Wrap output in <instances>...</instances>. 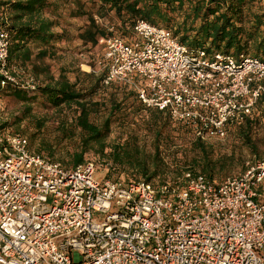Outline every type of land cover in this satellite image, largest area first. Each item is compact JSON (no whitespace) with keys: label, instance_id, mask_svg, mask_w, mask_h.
I'll return each instance as SVG.
<instances>
[{"label":"built area","instance_id":"2783aa9c","mask_svg":"<svg viewBox=\"0 0 264 264\" xmlns=\"http://www.w3.org/2000/svg\"><path fill=\"white\" fill-rule=\"evenodd\" d=\"M6 22L0 13V85L35 88L10 65ZM99 45L106 84L131 86L196 138H225L264 98V60L192 49L145 19ZM98 168L65 166L0 129V264H264V156L224 179L187 169L125 182Z\"/></svg>","mask_w":264,"mask_h":264},{"label":"trees","instance_id":"16d2710c","mask_svg":"<svg viewBox=\"0 0 264 264\" xmlns=\"http://www.w3.org/2000/svg\"><path fill=\"white\" fill-rule=\"evenodd\" d=\"M0 13L7 14L5 26L12 36L11 67L20 77L24 75L19 74L17 68L30 67L38 81L35 88L21 81H8L5 86L0 85V92L12 94L24 102L25 117L31 116L36 103L51 109L62 138L72 137L77 131L81 136L80 150L76 149L67 160L55 159L52 145L45 146L46 150L38 148L35 151L65 166H73L85 161L86 152L94 150L103 154L110 147L113 167L105 172L98 168V174L114 180L121 177L125 182H155L167 169L160 144L164 135L168 138V128L175 120L165 111L146 106L131 86L115 82L106 84L105 69L99 75L75 71V81L68 75L70 69L62 71L56 81L40 79L41 71L48 69V65L43 68L44 65L40 64H44L47 57L57 56V42L78 39L90 49L100 47L98 53L102 58L104 48L99 45L100 37L115 33L132 36L137 20L145 19L173 30L175 36L192 49H204L210 55L216 52L243 53L264 60V0H0ZM71 18H82L85 24L76 25L68 20ZM63 24H66V29L57 31L56 28ZM82 76L89 79L83 81L80 79ZM103 88L112 90V97L107 113L102 119H97L101 103L93 98ZM116 90L125 97L118 100ZM131 97L135 99L133 103H124ZM147 109H155L147 120L148 132L157 140L154 155H142L136 132L132 133V140L112 145L106 142L115 122L119 119L128 121L130 114L137 116ZM46 117L47 113L42 121ZM263 118L264 98H261L257 109L234 127L244 129L242 136L249 141L251 130ZM187 129L194 133L190 127ZM192 145L206 162L193 160V164L169 178L179 177L187 169L216 178L209 166L207 142L196 138ZM123 168L131 169L130 173Z\"/></svg>","mask_w":264,"mask_h":264},{"label":"rangeland","instance_id":"374dc122","mask_svg":"<svg viewBox=\"0 0 264 264\" xmlns=\"http://www.w3.org/2000/svg\"><path fill=\"white\" fill-rule=\"evenodd\" d=\"M65 17L69 18L67 15ZM68 20L80 26L85 24V20L82 18H71ZM63 29H66V24L56 28L57 31H62ZM70 29H72L71 26ZM56 45L57 56L54 58L47 57L44 59V64H40L41 66L44 65L42 66L43 68L48 65V69L41 71L40 79L56 81L60 77L61 72L66 69H70L71 73H68V75L73 81L76 80L75 71L93 72L96 75L103 71L102 66L98 63L100 47L90 49L78 39L71 41L62 40L57 42ZM17 71L21 75L34 73L30 67H19ZM80 79L87 81L89 78L82 76ZM111 91L103 88L94 96L93 99L101 103L97 119H102L107 113L106 111H108V106L110 105L109 99L112 97L110 95ZM116 97L121 100L125 95L117 91ZM134 101V97H131L127 101L125 100L124 103H133ZM25 109L26 104L24 102L12 94L0 92V129L19 132L27 136L34 151L38 148L46 150L45 146L52 145L55 149L53 152L55 159H70L76 149L80 150L82 140L79 131L72 137L62 138L61 132L57 127V120L54 118L51 109L36 103L29 117H25ZM152 110L155 109L143 110L137 116L130 114L129 120L125 122L118 118L119 121L113 124L112 132L106 142L109 145L123 143L127 139L132 140L131 135L136 132L137 144L142 151V155H154L157 140L148 132L147 127V120ZM46 113L48 117L42 121V117ZM179 123L177 121L172 122L168 128V138H166V135L162 137L160 144L161 155L168 167L156 180L169 178L181 173L185 167L193 164V160L206 162L205 158L192 145L196 139L194 133L187 129L186 125L184 127L186 129H184ZM40 125L41 127H39ZM243 131L244 129H241L240 126L231 127L225 138L205 140L208 144V157L211 160L209 166L213 169L214 176L217 179H224L230 175L239 174L245 170L246 162L249 159L255 155L257 157L264 156V118L251 130L249 141L242 136ZM109 152L110 147L103 154L90 150L85 153L84 158L85 160H94L102 170L101 172H105L113 167ZM45 154H47L46 151ZM123 170L126 173L131 171L128 168H123ZM98 175L101 176L100 174Z\"/></svg>","mask_w":264,"mask_h":264}]
</instances>
